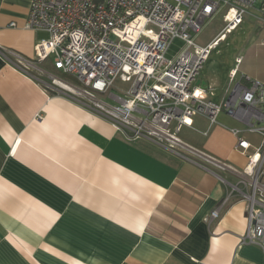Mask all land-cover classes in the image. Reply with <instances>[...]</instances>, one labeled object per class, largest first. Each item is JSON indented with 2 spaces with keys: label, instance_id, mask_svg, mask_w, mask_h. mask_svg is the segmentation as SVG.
I'll use <instances>...</instances> for the list:
<instances>
[{
  "label": "crops",
  "instance_id": "1",
  "mask_svg": "<svg viewBox=\"0 0 264 264\" xmlns=\"http://www.w3.org/2000/svg\"><path fill=\"white\" fill-rule=\"evenodd\" d=\"M30 3L0 0V264H263L259 248L240 243L239 197L205 222L247 164L231 134L243 124L225 113L212 127L193 118L177 134L194 148L180 143L182 156L167 143L126 139L81 104L79 84L51 59L27 75L2 55L33 61L47 37L25 28ZM47 74L62 90L33 78Z\"/></svg>",
  "mask_w": 264,
  "mask_h": 264
},
{
  "label": "built area",
  "instance_id": "2",
  "mask_svg": "<svg viewBox=\"0 0 264 264\" xmlns=\"http://www.w3.org/2000/svg\"><path fill=\"white\" fill-rule=\"evenodd\" d=\"M250 10L264 29V0H31L25 28L47 34L36 44L34 60L1 53L27 75L51 59L56 71L79 84L81 104L126 139L167 143L180 156L173 135L191 127L193 118L204 117L212 127L225 113L243 124V130L232 129L231 134L247 164L239 183L227 184L225 199L205 222L217 219L221 206L239 197L246 204L247 222L240 243L259 248L264 260V81L240 73L242 56L235 59L219 102L213 101L214 89L198 79L210 51L243 24ZM219 14L224 24L220 33L207 45H196L192 35ZM175 40L183 48L168 59ZM47 76L50 84L33 78L46 92L62 90L54 76ZM245 134L259 136L258 145ZM188 153L210 164L194 151Z\"/></svg>",
  "mask_w": 264,
  "mask_h": 264
},
{
  "label": "rangeland",
  "instance_id": "3",
  "mask_svg": "<svg viewBox=\"0 0 264 264\" xmlns=\"http://www.w3.org/2000/svg\"><path fill=\"white\" fill-rule=\"evenodd\" d=\"M254 14H256L255 11L250 10L245 16L243 24L236 31L229 34L224 42H220L210 51L199 72L198 79L213 88L215 96H221L227 88L228 74L235 67V59L240 56L243 57V62L240 66L241 74L254 79L264 74V49L259 46L263 32L258 30L261 22L254 17ZM223 26L222 14L215 16L206 23L200 33L192 35L194 43L202 47L207 45L220 33ZM182 48V42L179 40L173 41L170 44L166 57L173 59ZM50 82L49 79H46L47 84H50ZM112 91L113 93H117L115 88ZM105 102L109 105H116L110 100H105ZM173 138L178 144L181 143L189 147V149H194L182 136L173 135Z\"/></svg>",
  "mask_w": 264,
  "mask_h": 264
},
{
  "label": "snow or ice",
  "instance_id": "4",
  "mask_svg": "<svg viewBox=\"0 0 264 264\" xmlns=\"http://www.w3.org/2000/svg\"><path fill=\"white\" fill-rule=\"evenodd\" d=\"M197 95H199V93H197Z\"/></svg>",
  "mask_w": 264,
  "mask_h": 264
},
{
  "label": "water",
  "instance_id": "5",
  "mask_svg": "<svg viewBox=\"0 0 264 264\" xmlns=\"http://www.w3.org/2000/svg\"><path fill=\"white\" fill-rule=\"evenodd\" d=\"M199 82H197V84H198Z\"/></svg>",
  "mask_w": 264,
  "mask_h": 264
}]
</instances>
